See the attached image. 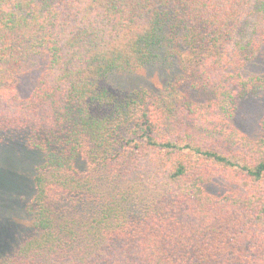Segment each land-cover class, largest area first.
I'll list each match as a JSON object with an SVG mask.
<instances>
[{
    "label": "trees",
    "instance_id": "1",
    "mask_svg": "<svg viewBox=\"0 0 264 264\" xmlns=\"http://www.w3.org/2000/svg\"><path fill=\"white\" fill-rule=\"evenodd\" d=\"M161 57L162 92L114 83ZM13 135L33 233L0 264H264V0H0Z\"/></svg>",
    "mask_w": 264,
    "mask_h": 264
},
{
    "label": "rangeland",
    "instance_id": "2",
    "mask_svg": "<svg viewBox=\"0 0 264 264\" xmlns=\"http://www.w3.org/2000/svg\"><path fill=\"white\" fill-rule=\"evenodd\" d=\"M174 74L173 62L161 57L157 63L148 65L142 75L118 77L114 83L121 88L145 89L157 94L167 87ZM251 109L243 104L245 115ZM257 119L256 116L255 123ZM241 121L247 126L246 118L242 117ZM38 161V154L15 135L0 144V260L12 254L33 233L29 209Z\"/></svg>",
    "mask_w": 264,
    "mask_h": 264
}]
</instances>
